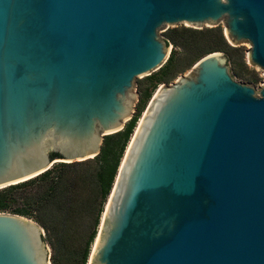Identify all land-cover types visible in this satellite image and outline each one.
<instances>
[{
	"label": "water",
	"instance_id": "obj_1",
	"mask_svg": "<svg viewBox=\"0 0 264 264\" xmlns=\"http://www.w3.org/2000/svg\"><path fill=\"white\" fill-rule=\"evenodd\" d=\"M220 21L264 70V0H0V189L98 155L169 57L159 29ZM141 117L88 264H264V85L209 53ZM42 235L0 212V264H51Z\"/></svg>",
	"mask_w": 264,
	"mask_h": 264
},
{
	"label": "trees",
	"instance_id": "obj_2",
	"mask_svg": "<svg viewBox=\"0 0 264 264\" xmlns=\"http://www.w3.org/2000/svg\"><path fill=\"white\" fill-rule=\"evenodd\" d=\"M165 40L172 44L173 48L159 72L149 77V84L144 88L143 95L139 98L138 113L132 117L124 128L116 133L106 135L102 141L100 152L93 158L83 160L91 163V169L84 173V183L90 188L92 199L86 202V210L95 212L93 231L91 232L83 251L81 262L87 264L90 254V244L94 242L96 229L100 217L104 211L103 205L113 187L115 177L120 165L121 157L125 147L136 126L139 113L145 107L153 91L161 82H167L173 77L177 66L185 64L192 66L203 56L213 52H228L229 43L224 35L223 29L219 26L204 29L180 28L166 32ZM183 51L184 55L176 58L175 54ZM57 154L52 153L55 158ZM80 161L74 163L61 162L48 169L42 174L0 189V212L18 214L33 219L41 227L47 230H57L60 227L58 222L65 224V198L73 193L77 179L70 180L66 174L67 169H72L82 164ZM75 181V182H74ZM63 203V204H62ZM67 206V210L70 209Z\"/></svg>",
	"mask_w": 264,
	"mask_h": 264
},
{
	"label": "rangeland",
	"instance_id": "obj_3",
	"mask_svg": "<svg viewBox=\"0 0 264 264\" xmlns=\"http://www.w3.org/2000/svg\"><path fill=\"white\" fill-rule=\"evenodd\" d=\"M209 25L210 24H204L202 28H194V26H191L189 24H178L176 26L165 25L159 29V34L161 35V37L165 39L166 32L170 30L180 29L183 27L192 28V29H204L211 27ZM216 26H219L222 29H224L225 24L223 21H220ZM228 45H229L228 52H223V53L227 57V64L229 66L231 75L237 82L252 86L255 89L256 94H258L260 87L264 85V70H262L259 66L252 64L249 61L248 54L251 48L250 43L248 41H241V42H237L234 45L230 43ZM169 46L172 50L173 45L170 43ZM183 55L184 52L178 50L177 53L175 54L176 58H180ZM165 64L166 62L162 66H164ZM193 66L194 64L192 66H188V65L185 66V64L181 66H177L176 72L173 75V77L169 79V81L167 82L164 81L159 83L156 89L153 91L150 99L152 98L155 91L160 86L169 85L173 83L180 75H186L192 69ZM160 68L152 72L150 75H146V76L142 75L136 77L135 93L137 94V99L135 101V112L133 113L132 117L136 116V114L138 113L137 108H138L139 98L143 95L144 88L149 84L148 78L157 74ZM150 99L147 101L143 110L139 113V117L137 119L136 125L139 119L141 118L142 114L144 113ZM135 128L136 126L134 127L133 133L135 131ZM133 133L131 134L130 139L125 147L120 163L122 162V159L125 155L126 149L128 147V144L131 140ZM105 136L103 138H105ZM85 161H80L81 163L78 164H82V165L80 166L78 165L72 169L70 168L65 171L70 180H72L71 178L78 180L77 183L74 181L76 187L73 193L71 192L72 195L70 197L65 198V204L62 203L63 205H65V211H61V213H64L65 224L63 225L62 222H58L60 224V227L57 230H51V229L47 230L46 228L42 227L43 229L42 237H43V241L45 242V244L49 249L48 259L51 264H82L81 259H82L83 251L86 246V241L88 240L91 232L93 231L95 212H91L90 210L88 211L85 209V206L87 205L86 202H89L92 199V193H90V188L88 187L90 186V184H88L87 186L86 182L84 183V173L87 170L91 169L92 164L91 163L84 164ZM52 163L53 164L49 169H52L58 163H61V161L55 159L53 160ZM105 204L103 205L104 208H105ZM67 206H70L71 208L67 210ZM101 217H100L99 225L97 226L96 229V236L94 238V242L99 231ZM94 242L90 244V251H92ZM88 259H87V264L89 261Z\"/></svg>",
	"mask_w": 264,
	"mask_h": 264
},
{
	"label": "bare ground",
	"instance_id": "obj_4",
	"mask_svg": "<svg viewBox=\"0 0 264 264\" xmlns=\"http://www.w3.org/2000/svg\"><path fill=\"white\" fill-rule=\"evenodd\" d=\"M141 120H142V117L139 119L138 124H140ZM137 128H138V127L135 128V131H134V132L137 131ZM131 139H132V137H131ZM129 144H130V142H129ZM129 144H128V147H129ZM128 147H127V149H126V152H127V150H128ZM126 152H125V156H126ZM109 195H110V194H109ZM108 200H109V197H108V199H107V202H108ZM106 205H107V204H105V206H106ZM98 238H99V232H98L97 237H96V239H95V242H94V245H93V248H92V251H91L90 255H91L92 252L94 251V248H95V246H96V244H97V242H98Z\"/></svg>",
	"mask_w": 264,
	"mask_h": 264
}]
</instances>
